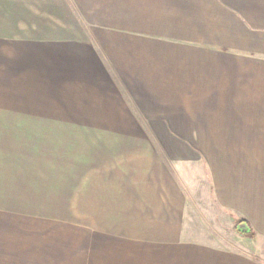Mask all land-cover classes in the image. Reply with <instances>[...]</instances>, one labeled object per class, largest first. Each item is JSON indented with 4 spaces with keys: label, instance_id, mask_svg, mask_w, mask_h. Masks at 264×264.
<instances>
[{
    "label": "crops",
    "instance_id": "1",
    "mask_svg": "<svg viewBox=\"0 0 264 264\" xmlns=\"http://www.w3.org/2000/svg\"><path fill=\"white\" fill-rule=\"evenodd\" d=\"M0 66V85L29 98L0 105V187L21 201L5 208L93 227L147 256L191 238L182 165L193 146L219 145L208 190L243 216L234 222L251 234L239 233L264 239V0H0ZM196 80L216 97L202 114L182 102ZM44 97L106 98L132 118L67 119L95 108ZM113 129L127 135L99 131Z\"/></svg>",
    "mask_w": 264,
    "mask_h": 264
},
{
    "label": "rangeland",
    "instance_id": "2",
    "mask_svg": "<svg viewBox=\"0 0 264 264\" xmlns=\"http://www.w3.org/2000/svg\"><path fill=\"white\" fill-rule=\"evenodd\" d=\"M3 68L0 66V71ZM129 79L132 77H128ZM2 82L6 81H0V83ZM9 85H0V105L11 107L13 104L26 105L29 103L26 94L12 97L9 92L13 87ZM16 88H18L16 91L21 92L27 90L25 84ZM200 88V81L196 80L194 97H190L188 101L187 98H183L182 102L189 105L196 113L202 114V110L207 106V101L210 99L213 101L216 97H209L206 93H202ZM150 91L155 92L156 88L150 89ZM43 99L51 101L50 103L58 101L62 104L83 105L85 109L95 108L93 113L85 112L82 116L79 114V118L76 114L63 113L68 117L67 119L127 120L132 118L127 114V111H120L126 106L108 105L106 98H101L104 100L100 105L92 103L97 98L89 100L87 97H44ZM125 99L129 100L127 97ZM159 101L160 106L165 105L162 99ZM155 102L154 96L147 97L143 105L147 109L153 110L157 108ZM131 107L134 108V105ZM111 109H116V111H109ZM145 114L155 115L154 112L143 114L134 112L135 117L139 120H145ZM71 116L73 118H70ZM70 131L72 132V130ZM74 131L86 132L88 130ZM92 131L98 132V130ZM99 131H113L110 134L113 136L127 135V129ZM200 131L203 132L204 129H200ZM193 150L195 151H192L195 155L194 159L191 158L190 163L182 165L186 180L182 174L180 176L187 187L191 215L188 224L191 238L185 242L173 246H163L157 251L149 252L146 254L147 256H145L144 250H133L127 255V247L117 240L114 241L97 234L93 227L77 225L74 220L73 223L61 221L53 216L49 220L23 212V210L19 211L17 207L5 208V205L12 203L19 205L21 201H12L11 194L6 195L4 189L0 187V264H230L227 263V258L223 254H217L214 250L218 247L230 254L231 261L237 255H244L249 258L250 263L253 261L255 264H264V239L258 236L250 238L239 233L234 220L235 217L243 218V216L232 210L228 212L221 210L217 200L208 190L209 161L214 165L215 160L222 157L221 146L196 145L193 146ZM117 243L119 245H116ZM233 264H236V259Z\"/></svg>",
    "mask_w": 264,
    "mask_h": 264
},
{
    "label": "water",
    "instance_id": "3",
    "mask_svg": "<svg viewBox=\"0 0 264 264\" xmlns=\"http://www.w3.org/2000/svg\"><path fill=\"white\" fill-rule=\"evenodd\" d=\"M236 230L242 233H248L249 227L245 222H239L236 225Z\"/></svg>",
    "mask_w": 264,
    "mask_h": 264
},
{
    "label": "trees",
    "instance_id": "4",
    "mask_svg": "<svg viewBox=\"0 0 264 264\" xmlns=\"http://www.w3.org/2000/svg\"><path fill=\"white\" fill-rule=\"evenodd\" d=\"M242 220H238V222H241ZM248 234H251V230L248 232Z\"/></svg>",
    "mask_w": 264,
    "mask_h": 264
}]
</instances>
